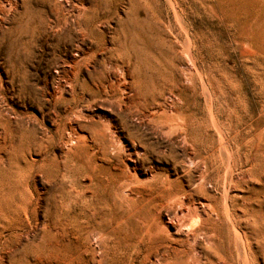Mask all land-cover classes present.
I'll use <instances>...</instances> for the list:
<instances>
[{
    "label": "bare ground",
    "instance_id": "bare-ground-1",
    "mask_svg": "<svg viewBox=\"0 0 264 264\" xmlns=\"http://www.w3.org/2000/svg\"><path fill=\"white\" fill-rule=\"evenodd\" d=\"M112 1L96 0L92 7H85L83 0H0L4 23L0 48L5 45L18 57L29 56L39 43L51 38L55 62L61 59L66 64L67 59H58V52L76 45L80 61L69 62L71 69L88 61L80 56L83 48L77 45L87 40L105 47L110 55L105 69L86 72L87 77L85 72H56L58 84L46 101L53 102L54 130L45 126L50 116L44 110L45 96L31 85L29 72H8L11 91L25 112L13 109L5 89L0 103V238L6 232L21 234L33 220L39 227V217H48L49 223L41 225L42 234H61L59 228L64 233L70 228L67 234L79 235L75 244L60 242L73 247L71 258L77 264H110L108 241L122 234H140L127 247L143 249L146 264H231L222 248L235 232L234 241L244 246L238 258L243 264H254L255 241L264 257V180L258 209L247 210L245 221L232 207L236 191L248 185L252 174L264 165V126H254L247 118L235 126L230 123L231 127L215 120L212 135L202 111L204 73L173 72L175 46L162 16L155 14L159 10L147 15V30L131 31L139 44L135 41L124 52L118 30L119 44L111 47L105 45L100 30L114 18ZM116 1H128L147 11L158 5L157 0ZM118 62L127 69L108 72L107 65L121 69ZM189 83L195 85L197 96H191ZM65 93L71 98H65ZM171 99L183 106H170ZM97 103L110 105L118 124L102 118L97 121L86 113ZM30 107L39 114L35 119L29 116ZM60 108L63 113L57 111ZM139 116L159 125L155 128L168 138L165 147L133 131L130 119ZM118 127L127 134L132 151L122 147ZM153 162L170 164L175 177L159 173ZM143 167L150 175L141 174ZM213 191L222 194L219 197ZM72 205L80 207L79 212L65 214L63 209ZM51 224L58 225L55 232ZM120 241L116 244L121 246ZM93 243L101 246L100 257ZM52 252L45 256L49 264H63Z\"/></svg>",
    "mask_w": 264,
    "mask_h": 264
},
{
    "label": "rangeland",
    "instance_id": "rangeland-1",
    "mask_svg": "<svg viewBox=\"0 0 264 264\" xmlns=\"http://www.w3.org/2000/svg\"><path fill=\"white\" fill-rule=\"evenodd\" d=\"M95 1L96 0H83V4L85 7H92ZM157 1V7H153L151 10L148 9V11L143 7L131 6L128 1L118 2L115 0L110 2V8L113 13L112 17L114 18H112L108 24L102 25L103 27L100 26V30L105 34V38L103 39L105 45L111 47L112 45L119 44V40H116L117 36L115 33V31L118 30L121 35L120 39L123 44V51L125 52V49L131 50L135 41L139 44V40L134 35L132 36L131 31L133 30L135 32L137 31V33H141V30H147L148 25L145 23L147 15H151L159 10L155 14L159 15V17L162 16L161 20L166 29V33L170 36L175 46L174 54L176 57L173 54L172 60L175 66L173 72H189L191 74L195 72L204 73L206 87L204 86L201 103L203 116L208 125L209 132L215 135V131L211 129L215 120L225 124L227 127H231L232 124V126H235L238 121H240L238 123H241L243 118L244 120L247 118V121L250 120V122H248L253 123L254 126L258 123L264 126V0ZM180 9L182 11H180ZM168 23L170 25H168ZM3 24L4 23L0 21V28H3ZM166 25H168V27ZM51 40L50 38L39 43L36 48L31 50L29 56H27V54H21L18 57V53H16L14 49L6 47L5 45L0 48V103L4 101L3 92L6 89L9 94V104L13 109L19 112H25L22 101L18 99L15 92L11 91L12 74L8 72H29V82L40 94L45 96L44 110L47 114H50V116L45 118V126L48 129L54 130L51 122V118H53V102L48 103L46 101L49 100L48 92H53L58 84L59 78L56 72H85V76L87 77L86 72H95L96 69H105L104 62H109L110 55L104 51L105 47L101 48L98 44L87 40L83 45H77L83 48V53L80 54V56L88 59V61L84 62L80 68L71 69L70 64L72 61H80L77 53H75L77 50V48H75L76 45L74 49H62L58 52V59L60 57L67 59L68 62L64 64L61 59L55 62L53 50L50 47V44H52ZM187 47L190 49H187ZM118 65L121 69H111V65H107L109 69L108 72H122L121 70L127 69L121 62H118ZM188 88L191 91L192 97L199 94L198 91V94L195 91V85L193 83H189ZM71 96L70 93H65V98L70 99ZM169 105H175L177 107L183 106L181 102L176 99H171ZM91 107L90 109H86V111L88 110L86 113L94 117L95 120L99 121V119L102 118L103 121L111 120L115 122V124H118L113 112L110 111V105L97 103ZM243 109L245 111H243ZM31 110L32 108L30 107L29 116L32 119H35L34 115L39 116L35 109ZM57 111L63 113L64 109L60 108ZM130 125L134 132H137L138 135L149 143H158V145L162 147L167 145L168 138L162 136L161 133L158 132V128L156 129L155 127H159V125L157 126L156 123H151L149 120L139 116L131 118ZM241 129L247 130V128L242 125ZM262 129H264V127ZM118 135L121 137L122 147L125 149V152L132 151L127 134L121 128L118 129ZM247 147L248 144L246 148ZM53 152L57 155H61L59 149H55ZM34 158L38 159L37 157ZM124 159L129 164L126 156H124ZM153 165L157 168L159 173H169L175 177L170 164L165 162H153ZM242 171H245V168L242 169ZM242 171L239 170L237 173L240 175ZM140 172L143 175H150L151 171L143 167L140 169ZM263 173L264 165H261L260 168L252 174L250 183L248 182V185H244L242 188L240 187L234 194L235 201L232 210L236 214L238 213L237 216L240 215L243 221L246 220L245 215L247 210L252 208L258 209V200L262 197L259 192L262 187L261 183L264 180L262 176ZM214 193L216 194L215 191H213V194ZM221 194L220 191L217 192L216 195L220 197ZM79 208L80 207L72 205L65 207L63 212L65 214L73 210L79 212ZM223 219L224 222L227 221L225 220L226 218ZM39 221L41 223L39 227L37 226L36 220H33L32 225L21 234H12L11 232L2 234L0 238V264H49L50 261L47 260L45 256L51 253L60 242L63 244L65 242H72L75 244L79 241L78 234H67L71 232L70 228L65 232L66 234L61 228H59L61 234L56 233L55 231L58 225L54 228V224H51V228H53L55 234H42L41 225L42 223H49V218L39 217ZM243 221L242 225L244 226L245 222ZM139 235L140 234H122L120 237L115 236L114 239L108 241L109 247L107 249L110 264H121L119 261H122L123 264H146L143 249L136 246L132 248L127 247L128 244L131 243L130 239L132 238L131 240L136 241ZM225 235L228 236L229 234ZM230 235L231 238L230 240H226L222 251L223 253L227 251L225 255L230 259L231 264H243L238 257L243 254L242 251L244 246L234 241L235 239L233 238H236V236H234L235 232H232ZM226 238L227 237H225V239ZM119 239L123 244L121 246L116 244ZM233 243L235 244L233 245ZM254 245L253 247L257 254L252 256L254 264H264V257L260 255L258 249H256V241ZM60 246L61 247L57 251L52 252L53 256H58L63 264H77L76 261H73L71 258L74 255L73 247H65L61 244ZM93 246L96 256L100 257L101 246H97L96 243H93ZM95 246L97 248H95ZM234 248L236 251L233 250ZM97 251L100 253H97ZM236 253L238 254L237 258L235 257ZM254 257L255 260L253 259ZM53 260H55V258ZM152 262H154V259H152ZM148 264L150 263L148 262Z\"/></svg>",
    "mask_w": 264,
    "mask_h": 264
}]
</instances>
